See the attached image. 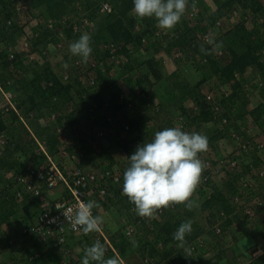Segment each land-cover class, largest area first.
Wrapping results in <instances>:
<instances>
[{"label": "trees", "instance_id": "trees-1", "mask_svg": "<svg viewBox=\"0 0 264 264\" xmlns=\"http://www.w3.org/2000/svg\"><path fill=\"white\" fill-rule=\"evenodd\" d=\"M73 1L77 0H26L31 10L39 6L44 18L60 19L67 15V25L44 27L36 22L37 29L30 23L21 29L29 35L32 50L42 54L49 48L48 43L56 48L62 28L69 39L67 47L71 48V44L73 47L62 54L70 63L69 80L61 81L56 66L46 58L47 52L43 54L45 59L40 57L39 64L38 59L32 58L25 62L23 51L8 58L5 49L0 50V85L13 93L19 108V111L11 109L5 116L0 113V135L6 138L0 148V173L19 167L21 159L14 154L21 149L34 166L43 162L44 155L36 151L32 139L24 142L21 138L22 129L29 135L21 115L29 117L34 111L28 119L31 131L45 139L48 149L55 152V144L60 140L55 123L43 126L36 122V117L42 102L53 110L62 105L70 108L66 104L70 102L72 110L65 118L73 128L65 134L66 149L79 154L78 168L99 167L104 177L102 185L107 186V193L102 197L97 196V191L88 197L95 199V215L98 217L101 207L107 208L117 199L132 218L135 195L143 201L153 200L162 211L141 219L134 238L125 235L123 229L110 235L113 249L108 250L93 240L95 228L89 221L86 229L78 234L80 239L73 233L66 234L69 252L65 255L63 246L54 237L38 241L24 235L22 244L18 243L17 235L21 234L19 229L13 228L10 216L22 207L23 220L28 222L40 210L41 199H24L20 205L11 190L0 189V233H3L0 248L8 246L14 253L21 252L19 258L14 256V264H80V261L87 264L85 259L74 258L73 240L79 243L78 248L85 246L79 255L91 254V257L87 255L91 258L88 264H116L134 246L148 264H212L216 261L217 264H242L237 263L236 257L230 256L220 242L230 236L232 242L241 245L250 236L239 241L240 229L246 228L255 236L264 223V174L259 173L264 167V154L256 152L259 143H255L256 139L249 132L252 123L247 122V116L251 115L257 125L262 126H257L258 130L264 131V124L259 120L264 116V34L261 30L264 0H205L208 4L205 10H199L197 0H184L187 12L181 5L183 0H109L111 11L101 10L103 0H79L82 4L79 7L73 6ZM234 5L241 7L244 17L249 13L250 16L234 17L229 28L212 33L214 42H203L202 35L212 32L226 7ZM9 6L14 9L11 0H0L1 21L10 16ZM155 7L158 9L153 13ZM133 8L140 16L138 22L130 14ZM83 17L92 22L88 36L81 26ZM74 21L79 25L75 31ZM162 21L168 30L155 34L157 22ZM137 23L141 27L138 30ZM15 29L14 23L10 30L0 23V40L3 38L7 45L13 44ZM152 35L154 39L150 38ZM153 50L166 51L177 68L168 72L161 58L144 57L146 51ZM178 53L180 55L174 56ZM112 56H126L127 60L121 63L122 67H116L114 60L110 61ZM251 65L257 69L254 83V79L248 80L246 76ZM22 71H31L33 76L26 79ZM213 76L218 78L216 91L214 87L210 88V93L202 90V83ZM117 85H125L128 91L123 97L125 101L120 98L121 87ZM161 88L171 92L170 99H159L156 94ZM253 92H257L261 102L252 107L250 95ZM128 96L135 110L129 116V109L125 110L127 128L122 129L125 135L119 136L121 125L117 127L118 133L111 135L113 124L107 114L122 109ZM99 131L114 139L108 141ZM261 147L264 150V146ZM154 153H163L165 158L156 159ZM121 154H125V161L118 180H113L111 169ZM146 158H149V166L141 173L142 177L126 171L129 165L140 164ZM153 160L155 164L150 165ZM163 167L170 173L185 172L188 168L190 171L189 175L185 173L188 176L179 188L171 189L160 177ZM247 176L254 181L247 182ZM2 183L0 178V185ZM129 185L135 189L133 194L120 191L121 186L128 188ZM68 193L65 189L64 196ZM196 211L205 212V225L198 222ZM205 232L214 239L210 242L216 243L214 258L197 255L198 238ZM261 235L264 237V233ZM187 243L190 246L185 249ZM253 243L244 253L250 258L244 264H264V247Z\"/></svg>", "mask_w": 264, "mask_h": 264}, {"label": "built area", "instance_id": "built-area-1", "mask_svg": "<svg viewBox=\"0 0 264 264\" xmlns=\"http://www.w3.org/2000/svg\"><path fill=\"white\" fill-rule=\"evenodd\" d=\"M13 5V10L15 11L16 16L19 18L23 16L31 15V9L26 2V0H11ZM100 8L103 11H111V3L109 0H103L100 3ZM248 12V11H247ZM249 13V12H248ZM191 18L194 17L193 11L189 13ZM250 16V13L247 15ZM245 16V17H247ZM38 20L41 21L44 27H53L55 24H59L62 28L67 25V19L62 20L60 18L57 22L56 19L51 17L42 18L41 16H36ZM245 18L242 15V9L239 5H234L230 8H227L224 11V15L217 21L218 27L222 25L223 20ZM228 19V20H229ZM14 18L8 16L5 20L0 23L3 24L5 29L10 30L11 24H13ZM21 22V21H19ZM92 22H90L86 17H83L81 20V26L84 27L85 35H89V28ZM158 28L155 34H160L161 31L168 30L162 22H157ZM59 31L60 41L58 42L56 48L57 50H64L68 52L71 48L67 47L69 39L64 34L63 30ZM79 29V25L76 21L73 22V30ZM170 30V29H169ZM213 32H206L202 35V41L204 42H214V37L212 36ZM26 34V33H25ZM150 38H155L151 36ZM17 44H19V49H17L14 44H6L3 38L0 40V50L5 49L8 58H13L15 53L24 52L25 57L29 60L43 57V54L46 55L47 49H44L42 54L37 50H32V43L28 34L19 35L16 37ZM52 44V43H50ZM49 45V43H48ZM53 45V44H52ZM64 54V52H61ZM180 55L179 53L175 56ZM47 56V55H46ZM40 58V59H41ZM47 58V57H46ZM113 61L117 64L116 67H122V64L125 60V57L112 56L110 61ZM80 60L77 61L79 63ZM81 69L84 70L80 65ZM88 68V66H85ZM115 69V68H113ZM60 76L63 79L67 80L71 78V73L66 67H63L60 71ZM113 72V71H112ZM86 75V74H85ZM121 95L120 98L123 99L125 95L128 94V91L125 85H121ZM210 93V92H209ZM3 100L0 102V111L3 114H6L11 109L18 111L16 107V102L13 99V93L10 91H3L2 93ZM210 96V95H208ZM125 101V99H123ZM123 108H119L114 113L107 114V119L115 123L116 125H121L122 129L127 128L125 123L124 115L125 110L129 109L128 116L131 115L135 110V105L133 100L128 96L126 103H123ZM126 105V106H125ZM49 106H43L38 117V123H55L58 137L60 140L56 142L57 150L52 152L48 149V144L45 139H40L36 134H34L28 125V119L33 115L34 111H31L29 117L21 115V119L24 122L25 126L29 129L32 142L36 145V151L44 155L43 162L39 163L37 166H34L28 159L24 162L22 169H11L9 171L3 172L0 175L1 180L4 182L0 185V189H3L5 192L13 190V195L15 201L20 205L24 199H31L38 197L41 199L40 210L37 214L32 216V219L28 222L20 224L19 232L22 237L32 236L38 241L48 240L50 237H54L56 241L61 244L64 248V254L68 255L69 250L66 248V234L68 233H82L86 229V223L91 221L94 225L95 231L93 234V240L97 243H100L102 248L108 250L109 248L113 249L111 245L109 236L105 234L102 221L95 215V199L90 198L94 191H97V196H103L107 193V186L102 185L103 174L99 167L88 165L85 169H80L76 165L77 160L79 159L76 153H69L66 149L65 140L67 139L66 135L73 127L69 125L68 121L64 117L59 118L62 113L61 109H50ZM70 109H67L69 111ZM58 120V121H57ZM99 134L103 137H106L103 131H99ZM64 137L62 138V136ZM6 143V138L0 135V148ZM156 159L165 158V154L154 153ZM118 162L114 163L111 169L110 177L113 180H118L121 164L125 161V154L120 155L116 158ZM155 164V160L150 162V165ZM149 164L147 162H142L140 164L129 165L127 167V172H142L147 168ZM110 171V170H109ZM260 174H264V167L259 169ZM106 180V179H105ZM251 181L250 176H247V182ZM65 189L69 190L67 196H64ZM134 210V207H132ZM142 218L150 216V211L146 210ZM158 211L161 212L162 209L158 208ZM249 211V210H247ZM140 218L136 222H128L123 228L125 235L129 237H135L137 232V223L140 222ZM10 226V224H9ZM13 229V228H12ZM219 229V228H218ZM13 255V261L11 264H14L15 259Z\"/></svg>", "mask_w": 264, "mask_h": 264}, {"label": "rangeland", "instance_id": "rangeland-1", "mask_svg": "<svg viewBox=\"0 0 264 264\" xmlns=\"http://www.w3.org/2000/svg\"><path fill=\"white\" fill-rule=\"evenodd\" d=\"M155 1H157V0H155ZM159 1V0H158ZM81 6L82 4H81V2L79 1V0H77V1H73V6ZM181 5L183 6V9H184V11L185 12H187V10H188V8H187V5H186V2L183 0V2L181 1ZM196 6L197 7H199V10L201 9V10H205V9H207L206 7L208 6V4H207V2L205 1V0H197V4H196ZM9 8L11 9V7L9 6ZM227 8H230V7H226V9ZM40 7L39 6H36V7H33V9H32V13H31V15H32V17H30L29 18V16H23V17H20L19 16V18L16 16V14H15V11L14 10H12L11 9V14H10V16H12L13 18H14V24L16 25V32H15V38L17 37V36H19V35H26L27 34V32L26 31H23V30H21L22 28H23V26L25 25V24H27V23H30V26L31 27H33V28H36L37 29V25L35 24L36 22H38V23H40V25L42 26V23H41V21H39V20H35L36 19V16H41L42 18H44L42 15H41V13H40ZM158 8L157 7H155L152 11H153V13L154 12H156V10H157ZM225 9V10H226ZM130 14L132 15V16H134L135 17V21L136 22H138L139 20H140V16H139V14H138V11H137V9L136 8H133V10H130ZM62 20H64V19H66L67 18V15H63L62 17ZM57 20V22H58V20L59 19H56ZM19 21H21V22H19ZM232 20L230 19V20H223V23H222V25L223 26H219L218 27V25L217 24H215V26H213V29L211 30L213 33H218L219 31H222L223 29L225 30V29H227V28H229L231 25H232V22H231ZM34 25H33V24ZM138 25V26H137ZM137 30L138 29H140L141 27H140V25L137 23ZM18 27V28H17ZM61 27V26H60ZM262 33L264 34V27H262ZM26 33V34H25ZM177 34H178V31H177ZM28 37H29V35H28ZM160 37V36H159ZM151 39H154V38H151ZM17 41H19L18 39L13 43L14 44V46L17 48V49H19V44H17ZM69 42V41H68ZM162 45H164V44H162ZM48 47L49 48H47V59H49L50 60V62H51V64L52 65H55L56 66V69L58 70V71H60L63 67H66V68H68L69 67V64L70 63H68V62H66V60H64L65 58H63V56H62V54L63 53H61V52H65L64 50H57L56 48H55V45L53 44H49L48 45ZM154 56L155 55V57L156 58H161L163 61H164V67H165V69L168 71V72H171V71H173V70H175L176 68H177V66H176V64L174 63V61H173V58L172 57H170L167 53H166V51H160V52H155L154 50H153V52L151 51V52H145L144 53V57L145 56ZM175 56V55H174ZM22 59L25 61V62H28L29 61V59L28 58H26L25 57V53H24V56H22ZM35 59H38V61H39V64H40V62H41V59H40V57H38V58H35ZM125 59L127 60V57L125 56ZM125 60V61H126ZM57 61V62H56ZM256 71H257V69L255 68V66L254 65H251V66H249L248 68H247V70H246V76H247V78H249L248 80H250V78L251 79H254L253 81H252V83H254V81H256V77L257 76H254L255 74H257L256 73ZM69 72L72 74V72L69 70ZM22 75H23V77H26V79L27 78H31L32 76H33V74H32V72L31 71H22ZM163 81H165V80H163ZM160 84H161V82H160ZM42 85L44 86L45 85V82H44V80L42 81ZM219 85V83H218V78L216 77L215 78V76H213V77H211V78H209L208 80H206V82H204V83H202V90H204V91H208L209 92V90H210V88H215V91H216V88H217V86ZM157 86V85H156ZM3 87V86H2ZM4 89V88H3ZM5 91V90H4ZM161 92V93H160ZM156 93H157V91H156ZM171 92L168 90V89H166V88H161L160 89V91H159V93H157L156 95L158 96L159 95V99H161V100H164V101H166L168 98L170 99L171 98V94H170ZM257 93V92H256ZM255 92H253L252 93V95H250L251 96V100H252V104H250L252 107L254 106V105H256V104H258L259 102H261V99H260V97L258 96V94H256ZM3 97L4 96H2V93L0 92V102H2V100H3ZM15 101H17V100H15ZM156 101H158V98L156 99ZM43 103V102H42ZM250 107V106H249ZM0 113H1V111H0ZM2 114V113H1ZM8 113H6V115H7ZM256 118H253L251 115L250 116H247V122H249V124L250 123H252V127L253 128H256L255 130H252V129H250L249 128V132H250V134L252 135V137H254V139H256V140H254V141H256L255 143L256 144H258L259 143V145H257L258 146V149L256 150V152H258V153H260V154H262V156H263V154H264V150H261L263 147H261V146H264V131H262V130H258L259 128L257 127V126H261V125H257V123H256V120H255ZM260 121H261V123H263L264 124V116H261L260 117V119H259ZM259 123V122H258ZM45 125H49V124H45V123H43V126H45ZM242 125V124H241ZM249 127V126H248ZM261 128H262V126H261ZM109 129V128H108ZM121 129V128H120ZM110 130L111 131H109L110 133H111V135H114V133L115 132H117L118 133V129L115 127V126H112L111 128H110ZM125 135V131L124 130H119V136L120 137H122V136H124ZM115 137V136H114ZM21 138L24 140V142L26 141H29V137H28V135H27V133H25V131H24V129H22V133H21ZM108 141H112L114 138L112 137V136H109V134L108 135H106V137H105ZM116 138V137H115ZM119 137H117V139H118ZM222 145H224V144H222ZM23 150L21 149V150H18L14 155L15 156H19V159H21V163H20V165H19V167H17V168H14V169H22L23 168V165L25 164V160L27 159V157H26V155L22 152ZM165 162H163V164H164ZM189 168L185 171V172H175V173H170L169 172V170L165 167H163L162 169H161V174L162 175H160V177L161 178H163L164 180H165V182H167L168 184L167 185H169L170 187H172L171 189H173V188H179L183 183H184V179H185V176H188L189 174ZM1 173H3L2 171H1ZM0 173V174H1ZM185 173H187V174H185ZM172 174H174L173 176H172ZM140 177H142V175H139ZM251 178V177H250ZM254 180H253V177L251 178V182H253ZM120 190H121V192L122 193H126V191L123 189V188H121L120 187ZM13 191V190H12ZM112 195V194H111ZM113 197H114V195H113ZM89 199V198H88ZM103 201L105 200V201H107L105 198H103L102 199ZM149 202V203H148ZM139 204L141 205L140 207H138L139 206ZM135 208H136V210L138 211H140V208L142 207V205L143 206H146V207H148V206H152V205H154L153 204V200H149V199H146V200H140L139 198H138V196H134V204H132ZM32 209H34V206H32L31 207ZM122 208V209H121ZM31 209V210H32ZM154 215V214H153ZM25 216V215H24ZM23 209H22V207H19L18 209H17V211L15 212V213H13L11 216H10V219L9 220H11L12 221V226H13V228H15V230L17 231V229H19V226H20V224L21 223H23V222H25V221H27V219H24L23 220ZM196 216H197V218H198V222L199 223H201V225L202 224H204L205 225V223H206V221H205V212H200V211H196ZM98 217H99V219L102 221V224H103V228H104V232H105V234L106 235H108V236H110V235H112V234H114L116 231H118V230H120V229H123L124 228V223H125V209H124V207L123 206H121L120 205V203L117 201V199H116V201L114 202V203H111V204H109V206L107 207V208H105V207H101L100 208V213H99V215H98ZM200 225V226H201ZM203 226V225H202ZM4 229H5V227H4V225L2 226ZM260 228H262L261 227V225H260ZM263 228H264V224H263ZM2 234L3 233H0V239L2 238ZM4 236V235H3ZM17 236H19L18 237V239H17V241H18V243L19 244H22V242L24 241L23 239H22V236L21 235H17ZM21 236V237H20ZM19 238H21V239H19ZM206 238H209L210 240H208V239H206ZM206 239V241H204ZM213 238H211V236L210 235H208V234H206V232H205V234H202V235H200L199 236V238H198V242H197V245H196V250L198 251L197 252V255H199V256H201V257H203V258H207V257H213L214 258V256H212V255H214L215 254V252H214V250L217 248V247H215V245L214 244H216V243H212V242H210V241H214V239L212 240ZM223 240L224 241H222V242H220L221 243V245L220 246H222V247H225V249H228V253H229V255L231 256L233 253L231 252V251H233V249H231L229 246H227L228 244H229V242L231 241V237L230 236H227V237H225V239L223 238ZM194 241H197V240H194ZM205 242H206V244H205ZM210 242V244H208ZM259 242H260V245L262 246V248L264 247V237L262 236V238L261 239H259ZM228 243V244H227ZM210 246L211 247V250L213 251V254H210L209 253V251L207 250V248L205 249V247L206 246ZM190 246V244L189 243H187L186 245H185V249L187 248L188 249V247ZM136 248V247H135ZM1 249V253H0V261H1V263L2 264H8L9 262V264H11L12 263V261H13V256L12 255H16L17 256V258H19V256L21 255V252L20 251H18V252H12L11 251V248L10 247H8V246H4V247H2V248H0ZM202 250H205V252L204 251H202ZM138 252V251H137ZM204 253H205V255H204ZM209 253V254H208ZM233 256V255H232ZM236 262L237 263H242V264H244L245 262H246V256H243V255H240L239 257H237L236 259ZM145 261H146V259H145ZM215 261V260H214ZM235 262V263H236ZM216 263H217V261H216ZM146 264H148L147 263V261H146Z\"/></svg>", "mask_w": 264, "mask_h": 264}, {"label": "crops", "instance_id": "crops-1", "mask_svg": "<svg viewBox=\"0 0 264 264\" xmlns=\"http://www.w3.org/2000/svg\"><path fill=\"white\" fill-rule=\"evenodd\" d=\"M149 203V202H148ZM263 213H264V206H263ZM128 219H132V218H129L128 217V214H127V212L125 211V223H126V221H128ZM263 224L264 223H262L261 224V232L260 233H258L257 235H255V236H252V235H250V233H249V231L246 229V228H242V229H240L239 231H238V233H239V236H238V239H240L239 241H241V240H245V238L246 237H249L250 236V238L248 239V240H246L245 241V243H242L241 245H239V243H236L235 241L234 242H232V240L229 242V244L227 245V246H229L231 249H233V251H231L233 254V256H235L236 258L237 257H239L240 255H243V256H245V252L246 251H249V249H248V247H250L252 244H254L253 242H258L259 243V245H260V242H259V239H261L262 238V235H261V233H264V228H263ZM72 236H73V234H72ZM77 238H79L80 239V236H76ZM73 238V237H72ZM206 239H208V240H210L209 238H206ZM206 239L204 240V241H206ZM253 239V240H252ZM224 241V240H223ZM78 243L76 240H73V242L72 243H74V247H75V249L77 248V246H79V243L78 244H76V243ZM205 244H206V242H205ZM208 244H210V242L208 243ZM81 246V248H78V252L82 249V251L81 252H84V250H85V246H84V244H82V245H80ZM206 246V245H205ZM261 246V245H260ZM136 246H134L132 249H131V251L125 256V257H120V260H119V262H117L116 264H146V261H145V259L143 258V257H141L140 256V254L137 252V250H136V248H135ZM207 248V250L209 251V253L210 254H213V251L211 250V247L209 246V247H205V249ZM202 251H204L205 252V250H202ZM216 251V249L214 250V252ZM208 253V254H209ZM87 255H89V254H85V255H79L78 253L76 254H74V258H77L78 260L80 259V260H82V259H85V261H87V264L89 263V260L91 259L89 256L87 257ZM204 255H205V253H204ZM206 256V255H205ZM249 256V255H248ZM246 257V261L247 260H249L250 258L249 257ZM80 262H82V263H80V264H84V261H80ZM148 263V262H147ZM212 264H217L216 262H213ZM223 264V263H222Z\"/></svg>", "mask_w": 264, "mask_h": 264}, {"label": "clouds", "instance_id": "clouds-1", "mask_svg": "<svg viewBox=\"0 0 264 264\" xmlns=\"http://www.w3.org/2000/svg\"><path fill=\"white\" fill-rule=\"evenodd\" d=\"M58 73H60L58 70H56ZM70 79V78H69ZM69 79H67V80H69ZM67 80H65V79H63V77H61V81H64V82H66ZM0 90H1V93H3V91L5 90V91H7L6 89H3V87L0 85ZM16 102V107H17V109H18V111H19V108H18V106H17V104H18V101H15ZM55 102V101H54ZM70 103V102H69ZM69 103H67L66 102V104H68L69 105V107L70 108H67L65 105H62V106H59V107H57V109H61V111H62V113L60 114V116L59 117H62L63 115H64V117H65V115L67 114V113H69V112H71V110H72V107H71V104H69ZM43 106H46V104L43 102L42 104H41V107H40V111H41V109L43 108ZM67 109H70L69 111H67ZM40 111H38L39 112V115H40ZM9 112V111H8ZM7 112V113H8ZM2 113V112H1ZM6 114H3L2 113V116H5ZM39 115L36 117V122H38L37 120H38V117H39ZM112 123V122H111ZM40 125H43V124H41V123H39ZM45 124H50V123H45ZM113 124V126H115L116 128L117 127H119L120 125H116L115 123H112ZM28 125H29V122H28ZM24 126H25V124H24ZM25 128L26 129H28L26 126H25ZM30 128V127H29ZM121 129H122V127H121ZM29 130V129H28ZM106 135V134H105ZM30 136V132H29V135H28V137ZM160 138V137H159ZM30 140V139H29ZM121 155H123V154H121ZM148 159L149 158H146L145 160H143L142 162H147L148 161ZM143 172V171H142ZM142 172H138V173H135L136 175H142L141 173ZM121 188H123L125 191H133L134 192V188L131 186L130 187V185L128 186V188H125V186H121ZM121 191V190H120ZM133 192H132V194H133ZM141 205L139 204V206L138 207H140ZM132 207H134V206H132ZM132 207H131V213H132V219H128V221H126V223H128V222H136V220L138 219V218H140V219H148L149 217H151V216H154V215H158L160 212L158 211V208L159 207H156L155 206V204L154 205H152V206H148V207H146V206H143L142 205V207L140 208V211L138 210H136V208L134 207V210L132 209ZM146 210H149L150 211V216H148V217H146V218H142V216L144 215V213H146L147 211ZM154 214V215H153ZM126 223H124V225L126 224ZM139 223V222H138ZM138 223H137V225H138ZM137 233V232H136ZM74 234V233H73ZM78 234H80V233H78ZM78 234H75V235H78ZM74 247V246H73ZM74 249H75V247H74ZM82 250V249H81ZM75 253L77 254L78 253V247L75 249ZM246 257H247V255H245Z\"/></svg>", "mask_w": 264, "mask_h": 264}]
</instances>
